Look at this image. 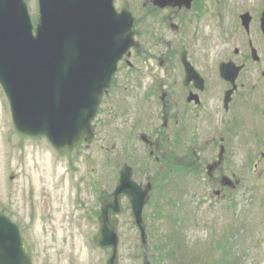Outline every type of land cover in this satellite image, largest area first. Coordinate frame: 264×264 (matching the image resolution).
<instances>
[{"label":"rangeland","instance_id":"obj_1","mask_svg":"<svg viewBox=\"0 0 264 264\" xmlns=\"http://www.w3.org/2000/svg\"><path fill=\"white\" fill-rule=\"evenodd\" d=\"M25 1L29 15L35 17L36 0ZM138 1L115 0L114 7L123 5L136 16L139 12L136 8ZM203 1V9L199 7L197 15L193 61L199 75L210 85L209 99L199 104L196 115L189 116L188 131L192 133L193 140L190 151L195 153L181 163L183 167L179 164L171 168L164 166L155 174L157 188L161 191L157 189L149 195L144 211L147 258L151 264H181L186 261L194 264H264V76H261L264 73V48L263 38L258 32L262 0H218L217 8H211L209 0ZM216 9L220 13L218 20L215 17ZM245 13L254 19L250 23L249 35L240 25L239 18ZM138 21L141 23L138 28L146 34L145 39L142 37L143 41L157 46L160 39L165 38L159 22L160 13L151 3H145ZM216 22L217 25L220 22L217 27ZM248 41L257 51L260 61L253 69L242 71L237 78L239 92L228 104L225 117V128H234L236 134L224 143L227 150L225 165L222 164L224 171L221 173L231 178L229 171H239L243 183L239 190L230 193L229 199L218 200L211 192L219 190V186L213 187V183L220 175V167L215 173L210 171V178L206 167L213 162L220 165L222 160L217 159V153L212 154V146L206 142V138L215 100L229 87L219 81L220 86L214 90L210 83L216 82L215 66L228 57L234 59L233 50L237 49L240 56H248ZM148 75L143 83L145 90L131 92L123 85L129 82L127 70L123 67L115 77L114 95L109 101H103L99 108L95 120V140L87 148L81 144L65 154L52 150L44 138H26L14 131L8 103L0 88V213L19 226L32 264H105L108 252L91 247L87 239L95 235L99 228L95 219L97 202L93 184L95 179H101V169L110 161L105 156L120 152V136L125 135L127 128L124 119L117 118L109 125L105 118L109 113L116 115L121 107L122 110L123 107L130 109L132 105L145 106L150 112L160 114L156 95L161 89L156 75L161 76V73L155 70V75ZM151 83L155 84L153 90L148 87ZM242 97L246 100H242ZM253 109L256 110L254 117ZM174 115L173 103L167 105L166 120ZM237 115L243 117L235 120ZM126 116V119L130 118L128 113ZM159 122L163 123L162 119ZM253 128L259 130L261 135L258 154L253 149V141L248 140ZM116 131L120 132L118 143L109 149V138ZM152 137L154 140L147 152L154 151V154L146 158L149 162H154L155 156L162 159L165 154L167 156L174 151V139L163 136V133L159 138L157 134ZM140 156L138 161L137 156L135 161L133 156L132 161L127 160L136 173L139 172V165L145 162L144 157ZM195 162L198 166L196 172L186 174L184 169L192 170ZM148 165V173L152 177L155 166L153 163ZM66 167L70 168L68 175ZM162 179L166 180L163 185ZM128 213L124 212L118 217V264H142L138 232ZM231 221L244 226L227 235L230 244L221 242V232ZM245 226L250 228L241 236ZM211 233L216 239H213V245L208 241ZM240 236L242 238L232 240ZM215 241L220 243L216 244ZM162 248L169 249L168 257L161 256Z\"/></svg>","mask_w":264,"mask_h":264},{"label":"water","instance_id":"obj_2","mask_svg":"<svg viewBox=\"0 0 264 264\" xmlns=\"http://www.w3.org/2000/svg\"><path fill=\"white\" fill-rule=\"evenodd\" d=\"M160 1L155 4L163 6ZM38 3L33 26L23 0H0V87L19 133L44 136L56 149L71 150L83 137L85 141L93 138L91 121L96 106L110 85L118 60L133 46L132 19L126 11L117 14L113 0ZM244 18L248 29L249 18ZM260 21L264 35V11ZM238 71L232 64L223 65L222 79L234 84ZM148 190L123 173L115 192L102 194L94 243L111 249L106 264H117V221L111 216L121 212L122 195L131 200L134 223L144 243L140 216ZM0 264H31L17 227L1 215Z\"/></svg>","mask_w":264,"mask_h":264},{"label":"flooded vegetation","instance_id":"obj_3","mask_svg":"<svg viewBox=\"0 0 264 264\" xmlns=\"http://www.w3.org/2000/svg\"><path fill=\"white\" fill-rule=\"evenodd\" d=\"M166 1L167 0H163L164 6L157 8L153 6L152 0H144V7L145 3L149 2L153 7L158 9V12L160 13L159 22L161 23L164 37L167 38V40L162 38L159 41L160 44L155 46V43L143 41L146 35L145 32L143 34L137 33L138 46L130 48L124 58L127 70V80H129L127 83V90L131 92L133 90H145L143 83H145L146 75L151 73L155 75V70L161 73V76L156 75L158 76L157 79L161 89L156 95V101L158 102L156 104L160 108V114L155 111L150 112L145 106L144 108H141L139 105L138 107L132 105V108H127V113L130 117L127 118V121L133 134V156L139 157L142 155L144 157L143 161H145L143 165H139L140 169L138 170L139 172L137 173L136 178L139 183L151 182L152 185L155 181V174L160 169H163L164 166H170V168L174 164L182 166L181 163L185 162V159L191 157V154L195 153L193 150L190 151V148L192 149L193 140L191 137L192 133L188 131V125L190 122L189 116L192 117V115H196L199 104L201 103L202 105L205 100L207 101L209 99L210 92V85L208 86L205 79L199 75L196 69L197 66L193 61L197 15L199 7L203 9L204 1L174 0L172 3H166ZM209 4L210 7L213 8L210 0ZM253 20L252 17L251 22H253ZM249 57V54L248 56H240L239 53H237L233 61L235 60L234 62L236 64L240 63L242 65H246L247 63L249 67L254 68L256 64L252 63ZM228 60L229 59H227V61ZM192 69L199 75V77L192 72ZM215 75L216 82L210 83L212 89H218V86H220L218 83L219 81L220 83H223L225 87L230 88V84L223 81L218 76L217 71ZM154 86L155 84L151 83L148 87H151L153 90ZM225 92L222 95L219 94L215 100L216 106L214 108V113H211L212 119L209 120L210 131H207L208 135L206 138V142L212 146V154L217 153V159L222 160L220 161V165H218L219 163L217 162H213L206 167L207 176L209 178L212 176L210 171L215 173L220 167V175H218V179H214L213 183V187L217 188L218 185L219 190L211 192L218 200H220V198L224 200L229 199L228 196L230 193L237 189L239 190L243 183V179L240 177L241 172L239 171H229V176L231 178H227L223 174L221 175L224 171L222 164L225 165L224 155L227 150L224 143L236 134L234 128L232 130L228 127L227 129L225 128V117L229 110L228 104L234 99L239 91H237V89L233 91V97L231 98L230 96L228 104L224 103ZM242 100H246V98L242 97ZM172 103L175 115L169 120H166L165 109L167 105L171 106ZM233 112L235 113L236 111L233 110ZM235 117L236 120L243 116L237 115ZM161 119L163 123L159 122ZM162 133L163 136L165 135L174 139L175 149L169 155L166 156L165 154L164 158L161 159L160 157L157 158L155 156L154 162H149L146 158H149V155L154 154V151L147 152L148 147L151 148L152 141L154 140L152 136L157 134V138H159L162 136ZM140 147H142V150H139ZM149 163H153L155 166L152 177H150L148 173V169L150 168L148 165ZM195 165L196 166H194L192 170L185 168L184 170L186 174H190L192 171L196 172L198 168L196 162ZM168 171L167 174L169 175L170 169ZM164 182H166V180H163V183Z\"/></svg>","mask_w":264,"mask_h":264}]
</instances>
